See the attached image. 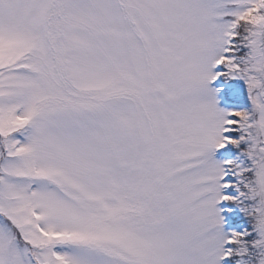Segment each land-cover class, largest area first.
<instances>
[{
	"label": "snow or ice",
	"instance_id": "snow-or-ice-1",
	"mask_svg": "<svg viewBox=\"0 0 264 264\" xmlns=\"http://www.w3.org/2000/svg\"><path fill=\"white\" fill-rule=\"evenodd\" d=\"M0 264H264V0H0Z\"/></svg>",
	"mask_w": 264,
	"mask_h": 264
}]
</instances>
